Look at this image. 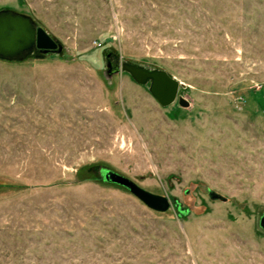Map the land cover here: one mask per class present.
Segmentation results:
<instances>
[{
    "label": "rangeland",
    "instance_id": "1",
    "mask_svg": "<svg viewBox=\"0 0 264 264\" xmlns=\"http://www.w3.org/2000/svg\"><path fill=\"white\" fill-rule=\"evenodd\" d=\"M0 9L62 45L0 59V264H264V0ZM106 51L165 70L188 106L108 71ZM101 167L168 209L103 181Z\"/></svg>",
    "mask_w": 264,
    "mask_h": 264
},
{
    "label": "water",
    "instance_id": "2",
    "mask_svg": "<svg viewBox=\"0 0 264 264\" xmlns=\"http://www.w3.org/2000/svg\"><path fill=\"white\" fill-rule=\"evenodd\" d=\"M34 48L42 53L59 52L62 50V45L54 40L44 28L36 26L29 17L0 9V59H21L22 56H19L21 53L30 52ZM116 69L128 73L138 84L149 82L148 90L160 105H169L177 99L179 105L188 106V101L185 98L177 97L178 89L182 83L165 70L143 67L126 60H122ZM99 173L103 181L126 188L153 210L165 211L170 205L166 196L150 192L112 169L101 167ZM207 195L211 200L226 201L225 196L211 188H207ZM177 209L184 214L188 212V209L181 206H178ZM258 226L264 231V211L258 218Z\"/></svg>",
    "mask_w": 264,
    "mask_h": 264
},
{
    "label": "flooded vegetation",
    "instance_id": "3",
    "mask_svg": "<svg viewBox=\"0 0 264 264\" xmlns=\"http://www.w3.org/2000/svg\"><path fill=\"white\" fill-rule=\"evenodd\" d=\"M105 57L107 61L108 71L115 70L118 66V59L115 57L112 51H106Z\"/></svg>",
    "mask_w": 264,
    "mask_h": 264
},
{
    "label": "trees",
    "instance_id": "4",
    "mask_svg": "<svg viewBox=\"0 0 264 264\" xmlns=\"http://www.w3.org/2000/svg\"><path fill=\"white\" fill-rule=\"evenodd\" d=\"M181 213V212H180Z\"/></svg>",
    "mask_w": 264,
    "mask_h": 264
}]
</instances>
